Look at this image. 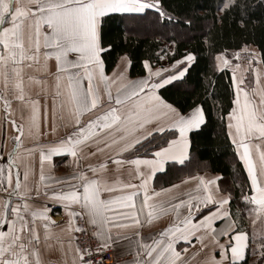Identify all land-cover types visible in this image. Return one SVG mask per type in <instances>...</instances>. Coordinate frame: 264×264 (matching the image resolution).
<instances>
[{
	"label": "snow or ice",
	"instance_id": "obj_1",
	"mask_svg": "<svg viewBox=\"0 0 264 264\" xmlns=\"http://www.w3.org/2000/svg\"><path fill=\"white\" fill-rule=\"evenodd\" d=\"M210 8L0 0V264H264V0ZM113 21L162 37L136 75ZM201 59L197 98H167ZM210 131L230 171H189Z\"/></svg>",
	"mask_w": 264,
	"mask_h": 264
},
{
	"label": "trees",
	"instance_id": "obj_2",
	"mask_svg": "<svg viewBox=\"0 0 264 264\" xmlns=\"http://www.w3.org/2000/svg\"><path fill=\"white\" fill-rule=\"evenodd\" d=\"M174 6L179 3L186 5V10L194 13L197 17L203 18L199 23H205L210 21L211 18V4L212 0H169ZM108 31L112 33L113 49L110 54V61L115 62L118 58L124 54H130L133 61L130 69L132 75H136L141 70L139 61L144 58L148 52L153 51L157 47V39L162 37H156L153 35L151 28H145L141 31L138 28L133 29L129 34H126V38L121 35V29L123 25L118 21L111 22L108 26ZM140 28V27H139ZM214 32L218 29H213ZM235 39H239L236 37ZM251 39V37H250ZM256 46L264 45V37L261 36L259 30L255 35ZM221 43L229 48L233 46V38L225 36ZM200 47V37L194 36L190 42L182 43L180 50L184 48H191L198 50ZM211 75L208 67V61L201 59L200 62L189 70L187 78L184 82H177L176 87L169 86L170 90L164 95L170 100L178 102L179 105L191 104L194 99L202 92V82L205 75ZM218 83L221 89L228 84V79L223 77V74H217ZM211 127V126H210ZM223 138L218 136L215 131H210L206 135L193 136L192 153L194 159L190 166L193 171H203L205 167L210 168L212 172H216L219 169H224L226 172L230 171L231 157L224 154V148L222 146ZM198 158V159H197Z\"/></svg>",
	"mask_w": 264,
	"mask_h": 264
},
{
	"label": "crops",
	"instance_id": "obj_3",
	"mask_svg": "<svg viewBox=\"0 0 264 264\" xmlns=\"http://www.w3.org/2000/svg\"><path fill=\"white\" fill-rule=\"evenodd\" d=\"M64 170H65V166H64L63 163L61 162L60 166H59L58 169H57V173H58V174H62V173L64 172ZM188 170H189V171H193L192 166L189 165V169H188ZM193 172H195V171H193ZM166 179H167V177H161V182H164ZM57 211H58V210H57ZM53 218H54V219H59V217H58L57 215H55V214H54Z\"/></svg>",
	"mask_w": 264,
	"mask_h": 264
},
{
	"label": "rangeland",
	"instance_id": "obj_4",
	"mask_svg": "<svg viewBox=\"0 0 264 264\" xmlns=\"http://www.w3.org/2000/svg\"><path fill=\"white\" fill-rule=\"evenodd\" d=\"M143 29H145L144 27H140V28H138V30L139 31H141V30H143ZM148 29V28H147Z\"/></svg>",
	"mask_w": 264,
	"mask_h": 264
},
{
	"label": "built area",
	"instance_id": "obj_5",
	"mask_svg": "<svg viewBox=\"0 0 264 264\" xmlns=\"http://www.w3.org/2000/svg\"><path fill=\"white\" fill-rule=\"evenodd\" d=\"M108 255H109V257H111L112 256V252H109Z\"/></svg>",
	"mask_w": 264,
	"mask_h": 264
}]
</instances>
